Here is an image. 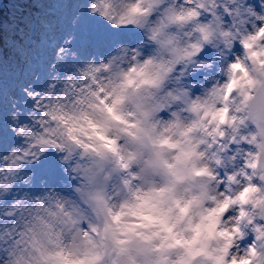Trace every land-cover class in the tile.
Segmentation results:
<instances>
[{
  "label": "clouds",
  "instance_id": "9594fccd",
  "mask_svg": "<svg viewBox=\"0 0 264 264\" xmlns=\"http://www.w3.org/2000/svg\"><path fill=\"white\" fill-rule=\"evenodd\" d=\"M31 2L38 39L7 25L5 60L0 31V264H264V0Z\"/></svg>",
  "mask_w": 264,
  "mask_h": 264
},
{
  "label": "trees",
  "instance_id": "16d2710c",
  "mask_svg": "<svg viewBox=\"0 0 264 264\" xmlns=\"http://www.w3.org/2000/svg\"><path fill=\"white\" fill-rule=\"evenodd\" d=\"M21 1H23L25 3L26 20H22L19 18L16 19V18L12 17V7H11V5L13 4L12 0H10V2H9V0H5V3L3 5V11L0 12V31H3L4 37H5V39L2 41V44L4 46L5 60H7L8 56L11 54L10 49L7 47V41H6V37L8 35L7 25H9V24L14 25L12 38L15 40H20V36L18 35V32L21 28L24 29L25 35H27L29 33V31H31L32 38L34 36L33 24L38 20L34 14L37 13L40 9L37 8L31 2V0H27V2H25V0H21ZM10 16L12 17L11 19L9 18ZM30 25H31V27H30ZM17 60H18V57H17ZM18 66L20 67L21 70L24 69L23 64H19ZM4 83H5V86L7 87V85H8L7 79H5ZM2 135H3V142L5 144L4 131H3Z\"/></svg>",
  "mask_w": 264,
  "mask_h": 264
},
{
  "label": "rangeland",
  "instance_id": "374dc122",
  "mask_svg": "<svg viewBox=\"0 0 264 264\" xmlns=\"http://www.w3.org/2000/svg\"><path fill=\"white\" fill-rule=\"evenodd\" d=\"M45 6H47V5H45ZM111 39H112V36L110 34L101 33L99 30L95 33L89 31L87 34H85L84 32H81L78 35L77 45L79 46L81 42H86L87 50H91L93 44L106 43V42H109ZM7 133H8L7 137L9 140L6 143V147L10 143V133L8 131H7ZM51 168H52L51 162L45 161L40 166H38L37 171L39 173L41 171H48Z\"/></svg>",
  "mask_w": 264,
  "mask_h": 264
}]
</instances>
